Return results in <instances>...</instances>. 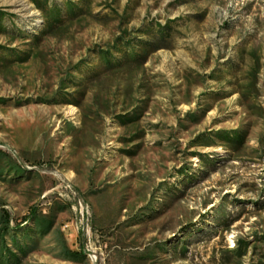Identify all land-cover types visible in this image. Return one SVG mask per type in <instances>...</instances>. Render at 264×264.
Returning <instances> with one entry per match:
<instances>
[{"label":"rangeland","instance_id":"rangeland-1","mask_svg":"<svg viewBox=\"0 0 264 264\" xmlns=\"http://www.w3.org/2000/svg\"><path fill=\"white\" fill-rule=\"evenodd\" d=\"M3 229L17 264H264V0H0Z\"/></svg>","mask_w":264,"mask_h":264},{"label":"trees","instance_id":"trees-1","mask_svg":"<svg viewBox=\"0 0 264 264\" xmlns=\"http://www.w3.org/2000/svg\"><path fill=\"white\" fill-rule=\"evenodd\" d=\"M7 229H3L1 231V236H3V233H5ZM19 262V258L16 257L9 249H7V252L3 251L0 248V264H17Z\"/></svg>","mask_w":264,"mask_h":264}]
</instances>
